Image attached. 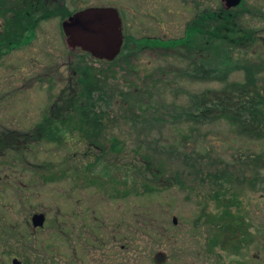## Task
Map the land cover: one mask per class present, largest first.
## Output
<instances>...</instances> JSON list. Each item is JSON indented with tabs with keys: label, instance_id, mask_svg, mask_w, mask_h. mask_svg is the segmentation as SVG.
Masks as SVG:
<instances>
[{
	"label": "rangeland",
	"instance_id": "obj_1",
	"mask_svg": "<svg viewBox=\"0 0 264 264\" xmlns=\"http://www.w3.org/2000/svg\"><path fill=\"white\" fill-rule=\"evenodd\" d=\"M63 1L71 12L90 6L116 8L122 34L133 44L128 62L119 54L113 60L121 66L117 82L124 92H141L140 107L145 106L146 113L134 122L123 115L125 104L118 99L111 103L117 124L107 135L119 139L120 149H90L80 134L69 130L62 133L61 142L33 140L35 126L49 117L60 91L71 86L70 66L83 51L68 46L61 29L64 19L54 15L40 20L25 43L0 57V132H21L20 138L27 140L18 152L7 149L0 157V264H11L16 250L25 253L42 243L70 252L56 227L59 221L74 222L73 210L78 212L76 227L81 232L75 245L84 264H264V178H260L264 168L245 157L264 158V130L241 134L224 115L205 112L194 120L185 114L193 108V96L242 82L244 72L223 67L221 73L206 77L201 69H189L192 60L208 58L213 67L220 55L203 47L188 49L182 42L159 49L150 41L171 45L185 36L193 20L195 25L199 10L217 14L224 8L223 0ZM226 10L238 29L248 27L252 33V45L235 55L260 65L259 84L264 86V0H241ZM168 39L172 41H163ZM31 130L34 137L26 139L24 132ZM144 160L159 165L161 173L154 177L146 171ZM58 169L64 171L55 177L58 180H42L43 174ZM213 169L231 173L233 180L252 177V184L240 186L235 180L228 185L241 201L240 209L232 210L243 214L250 235L236 252L230 238L200 217L218 212L214 188L200 177ZM256 177L261 181L254 182ZM88 178L102 184L88 185ZM124 180L131 184L125 194L118 183ZM113 187L120 194L115 195ZM33 212H44L47 218L36 233L30 223ZM215 236L221 240L211 252L207 242ZM91 245L100 248L90 249ZM34 253L40 257L37 248ZM57 259L61 258L55 256L54 264Z\"/></svg>",
	"mask_w": 264,
	"mask_h": 264
},
{
	"label": "trees",
	"instance_id": "obj_2",
	"mask_svg": "<svg viewBox=\"0 0 264 264\" xmlns=\"http://www.w3.org/2000/svg\"><path fill=\"white\" fill-rule=\"evenodd\" d=\"M219 11L217 14L207 12L205 17L204 11L199 10L195 25L194 20L191 21V24L189 23V31L183 38L176 41L163 40L165 42L172 41L171 45H160L156 42L158 39H154L155 42L153 39L150 41L153 46L156 45L154 47L159 49L169 50L172 45L175 44L174 46L178 47L182 42L188 49H205L211 55H220L219 62L213 67L208 62V58L198 59L197 62L191 59L193 62L189 65V69H201L206 77L221 73L219 70L223 67L224 69L231 67L241 69L244 72V81H232L221 90H209L199 96H193V108L186 110L185 114L194 120H200L204 117L205 112L215 116L224 115L237 125L241 134L252 135L264 130V86L259 84L260 65L253 63L250 58L241 59L235 55V51H243L252 45V33L247 31L249 30L248 27L241 26L238 29L230 11L222 7ZM71 14L72 12L64 7L63 0H0V19L2 20L0 25V57L12 48L23 44L22 42L25 43L24 38L35 29L40 20L54 15H59L65 19ZM129 45H133L131 39L125 37L119 53L120 57L118 55L125 61L130 59L129 54L131 55L132 48ZM202 47L204 49H199ZM120 62L124 63L123 61ZM118 66L119 62L116 63L113 60L100 62L91 58L88 53L81 52L70 66L73 77L71 86L60 91L53 107L48 112L49 117L37 124L35 130L37 138L33 140L47 138L61 142L62 133L65 130L79 131L81 140L86 141V145L90 149L93 148L100 152L105 151V148L120 149L119 139L107 135L109 128L117 124V120L113 118L115 112L112 110L113 104L111 103L118 99V102L125 104L123 115L126 119H132L134 122H137L138 117L146 113V109L145 106L140 107L141 92L139 90L132 94L122 90V83L117 82L119 80L117 78L118 70L121 68ZM184 74L187 75L188 73L184 72ZM142 103L146 105L143 101ZM21 139L19 135L8 136L6 134L4 137L2 133L0 135L1 153L7 149L19 147L18 140ZM106 141L109 143L105 144ZM245 157L248 159L246 161H252L253 165L254 163L255 165L261 163L264 168V158L259 155L254 156L255 158L252 155ZM144 161L146 171L153 172L154 177L161 173L162 169L159 165H153L149 160ZM151 167L152 169H150ZM200 177L211 188H214L212 196L218 207L217 215L210 214L209 216V213H205L201 214L200 217L203 220L205 217L206 220L204 221L209 224L211 229L216 227L218 233L225 234L227 239L230 238L229 242L234 252L245 247L244 241H246V237L250 236L248 227L244 222L243 214H236L232 210V207L240 209L241 201L236 192L229 190L228 185L234 184L235 180L240 186L247 182L252 184V177L247 181L243 178L233 180L234 177L231 173L221 169L218 171L216 169L208 170ZM253 180L254 182L261 181L259 177ZM91 181H95L99 185L102 184L97 178H93ZM118 183L120 186L125 184L127 190L131 185L125 180ZM144 187L147 186L144 185ZM113 189L115 195L122 191V189L118 191L115 187ZM220 240L221 237L217 236L213 240L208 238L207 245L211 252L213 246L219 245ZM222 243H226L224 235Z\"/></svg>",
	"mask_w": 264,
	"mask_h": 264
},
{
	"label": "water",
	"instance_id": "obj_3",
	"mask_svg": "<svg viewBox=\"0 0 264 264\" xmlns=\"http://www.w3.org/2000/svg\"><path fill=\"white\" fill-rule=\"evenodd\" d=\"M241 0H223L225 8L235 7ZM66 42L71 48H80L92 58L110 61L120 51L123 43L121 18L111 6H90L74 12L61 22ZM44 214H33L32 227H41ZM173 222L176 219L173 218ZM14 264H19L15 259Z\"/></svg>",
	"mask_w": 264,
	"mask_h": 264
},
{
	"label": "flooded vegetation",
	"instance_id": "obj_4",
	"mask_svg": "<svg viewBox=\"0 0 264 264\" xmlns=\"http://www.w3.org/2000/svg\"><path fill=\"white\" fill-rule=\"evenodd\" d=\"M197 15V14H196ZM204 15L206 17V14H205V11H204ZM127 35L125 34L124 35V38L126 37ZM143 40L144 39H147L145 37H142ZM155 39V38H154ZM144 43V42H143ZM100 62H106V60H99ZM37 126V125H36ZM35 126V127H36ZM75 133L77 134H80L79 131H74ZM4 134V137H6V134L9 136H15V135H19L21 136L22 133L21 132H17V133H14V130H9V129H6L5 131H2L0 132V135L1 134ZM24 135L27 138H31V137H34V134H33V131H26L24 132ZM23 137V135H22ZM30 142L32 141V139L29 140ZM27 142V140H26ZM26 142L24 141V138H22L21 140H18V145L20 146L21 143L23 145V143L25 144V146H27ZM21 148L20 147H14V148H10L8 149L10 152L12 153H15V152H18ZM7 151V150H6ZM6 151L1 153V149H0V157H3L5 154H6ZM64 173V171L62 169H58L56 171V173H48V174H43L42 177H44L42 180L43 181H53V180H56L57 178L55 177H60L62 174ZM67 175V174H66ZM77 175H75L73 178H74V181L77 179ZM58 180V179H57ZM88 185H91L92 184V181H91V178H88ZM116 182V181H115ZM118 185V183H116ZM96 185V184H94ZM122 192L123 194L126 193L127 191V186L125 184L122 185ZM44 214L45 216V221H44V224L46 222V214L44 212H33L31 213V216H30V220H31V217L33 214ZM78 212L74 211L73 210V213H72V216H73V219H74V222L72 223H69V222H62L60 223L61 221H59L57 227H56V230H58V234L60 235L61 237V240L62 242H64L66 245L70 246V252H67V250H64L62 252H59V250H51L52 248H54V245L53 244H47V243H42L40 244V248L36 246V248L39 250V255L40 257H36L34 251H36V248H32L30 245L27 246L28 248V251H26L25 253L22 252V250H16V253H14V255L12 256V259H11V264H14L13 263V260L15 259L19 264H44L45 260L48 259L46 261V263H50V264H54V258L55 256L56 257H59L61 258L60 260L57 261V264H84V263H81V259L78 255V250L76 249V245L77 244L76 242L79 240V235L81 234L80 232V226L77 228L76 227V219H77V214ZM61 214H64V212H62ZM31 223V222H30ZM44 224L43 226L41 227H32V231L33 233H36L38 232L39 230L43 229L44 228ZM85 229L89 230V227H84ZM17 239H20L22 240L20 237L17 236ZM23 246H26L25 244V241H24V244L23 242L21 243ZM94 247H97V248H100L98 246H94V245H91L90 249L94 248ZM43 253H44V257H43Z\"/></svg>",
	"mask_w": 264,
	"mask_h": 264
}]
</instances>
